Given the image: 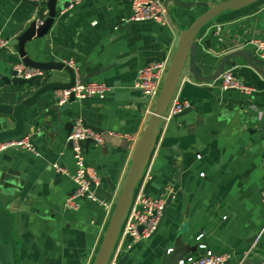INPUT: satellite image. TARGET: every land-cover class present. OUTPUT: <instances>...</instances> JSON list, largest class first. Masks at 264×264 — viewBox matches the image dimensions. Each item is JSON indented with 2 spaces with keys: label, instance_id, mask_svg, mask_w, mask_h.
<instances>
[{
  "label": "crops",
  "instance_id": "1",
  "mask_svg": "<svg viewBox=\"0 0 264 264\" xmlns=\"http://www.w3.org/2000/svg\"><path fill=\"white\" fill-rule=\"evenodd\" d=\"M70 1L58 0L49 34L33 42L41 53H33L29 44L30 54L73 61L83 80L105 82L110 90L104 98L73 102L61 123H50L61 106L55 91L44 95L37 109L26 113L34 124L27 138L40 155L10 146L0 155V206L13 216L15 264L94 263L151 114L146 96L134 83L138 69L151 58L171 62L180 32L205 11L170 6V24L163 25L127 21L132 0H81L69 8L65 3ZM39 9L32 0H0L2 36L12 39L17 29L38 19ZM199 37L197 63L210 74L225 53L253 49L251 41L264 39V0L222 12ZM14 51L0 52L1 102L17 103L32 92L3 80L18 61ZM231 62L235 65L228 67L248 91L224 90L220 80L203 83L184 70L175 95L190 100L193 109L161 124L150 175L139 183L152 196L167 199L172 194L167 216L151 237L126 239L132 247L123 253L128 254L124 264H161L178 236L184 244L197 246L189 253H200V234L207 247L231 253L229 264L264 263V76L240 56ZM54 74L52 80L69 79L65 72ZM78 118L123 138L120 146H83L87 162L101 178L96 195L109 207L84 198L78 206L66 203L76 189V161L67 137L70 123Z\"/></svg>",
  "mask_w": 264,
  "mask_h": 264
},
{
  "label": "water",
  "instance_id": "2",
  "mask_svg": "<svg viewBox=\"0 0 264 264\" xmlns=\"http://www.w3.org/2000/svg\"><path fill=\"white\" fill-rule=\"evenodd\" d=\"M257 1L258 0H213L211 3L196 0H164V5L169 13L171 11L170 6L188 10L196 7H202L205 11L199 14L180 32L177 48L168 66L159 96L152 106L148 123L134 148L132 162L124 181V185L112 212L110 221L106 227L93 264H108L111 258L139 182L150 164L152 154L160 134V126L163 123V117L176 92L184 70L187 69L196 80L209 84L219 80L223 72L229 68L228 66L235 65V62H231V60L236 56H240L250 66L255 68L259 74L264 76V59L258 57L251 48H242L225 53L216 66L214 72L210 74H204L202 67L197 63L198 48L200 46L199 34L202 29L209 25V23L218 17L222 12L226 10L240 9ZM33 4L34 6H38L36 2H33ZM68 5L69 2H66L65 6ZM45 12L47 13L46 15ZM57 14L58 0H47L46 4L40 7L38 14L39 19H44L43 23L38 24V20L34 19L26 26H21L17 29L18 34L14 36L9 43L10 49H16V51L12 54L15 57H18L17 62H22L27 66L39 68L44 72V74L30 78H23L19 77L17 72L13 69L11 76L3 77L4 82L7 84H13L32 92L17 103L0 101V145H7L8 143H11L12 145H10V147L18 148V144L14 143L27 138L34 125L33 121L26 119V113L30 109L36 110L37 108L35 105L44 95L56 90L70 89L76 83L78 77L76 71L77 67L70 65L67 60H60L55 56L47 59H36L30 54L31 48L33 53H41L39 47L33 42L37 39L45 38L49 34L50 29L56 20ZM131 22L146 23L152 22V20ZM214 33L215 31L213 30L212 34ZM206 43L210 45L209 40H206ZM29 44H33L30 49H28ZM45 48H50L48 43L45 45ZM1 51L3 50H0V52ZM53 54H56V51H53ZM150 60H160V57L151 58ZM120 61L121 60H117L116 62L110 63L105 66V68L114 66ZM54 72L67 73L69 76L68 81H61L58 79L52 80V77L55 76ZM79 76L81 77L80 74ZM38 81H42L40 86L36 85ZM233 90L234 89H230L229 91ZM2 96L3 94L1 92L0 98H2ZM75 101V94L72 93L69 102L55 109L56 118L52 119L50 123H53L55 120L57 123H61L63 113L67 111L71 104ZM192 109V106L188 107L175 117L187 113ZM11 117L13 121L10 120ZM70 124L73 126L74 122H71ZM85 124L88 125L87 123ZM93 128L102 132L105 144L120 146V142L123 138L118 137L116 135V131L102 130L96 127ZM65 129L68 130L66 126ZM53 130H55V128H53ZM71 130L72 128L68 130V135ZM92 142L93 141L91 139H88L80 141V144L87 148ZM70 144L72 145L73 143L70 141ZM4 149L5 148L0 147V155ZM171 197L172 194H170V196L166 199V206L162 220L165 216H167L166 208L171 202ZM160 224L158 228L160 227ZM158 228L153 235L158 231ZM13 242H15V237L13 236V216L9 211L0 206V264H15L14 246L12 245ZM196 248L197 246L184 244L182 237L178 236L174 246L171 248V252H166L163 255L161 264H177L181 258L189 252L196 250ZM127 258L128 254H125L119 260L118 264H124Z\"/></svg>",
  "mask_w": 264,
  "mask_h": 264
},
{
  "label": "built area",
  "instance_id": "3",
  "mask_svg": "<svg viewBox=\"0 0 264 264\" xmlns=\"http://www.w3.org/2000/svg\"><path fill=\"white\" fill-rule=\"evenodd\" d=\"M36 2L39 8L46 4L47 0H32ZM81 0H71L68 5L69 8H74ZM45 14H47L45 12ZM38 24H42L44 19H37ZM152 20L157 21L163 25L170 24L169 11L164 5L163 0H132V11L128 16L127 21H143ZM11 39L2 36L0 31V50L9 48ZM255 54L264 59V39H256L250 42ZM70 65L75 67L73 61H67ZM170 61L168 58L150 61L138 69L135 86L142 91L144 96H149L147 111L151 113L157 97L159 96L164 78L166 76ZM14 70L19 77L30 78L37 75H43L44 72L35 67L27 66L22 62H17ZM77 71V80L75 85L70 89L56 90L55 98L60 105L69 102L71 94L74 93L76 100L86 99L89 97H106L110 87L101 81H86L79 76ZM220 86L224 90L236 89L248 91L250 88L244 84L234 73L233 69L227 68L220 77ZM193 106V103L187 99H181L174 94L171 102L163 117V122H169L177 114L184 109ZM67 139L71 141L74 158L76 161V170L72 175L76 183V189L73 194L67 199V205L78 206L79 199H91L102 203L109 207L110 204L105 200H100L96 195V189L101 186V178L97 170L87 162V156L84 147L80 141L91 139L94 143L103 145L105 143L101 131L88 126L81 118L76 119L73 128ZM14 144L23 147L37 156L40 153L36 150L30 139L25 138ZM12 145H2V148ZM54 167L69 174V172L55 164ZM150 175V166L145 171L140 182ZM139 182V183H140ZM166 206L165 197H156L145 192L143 185H138L132 200L128 214L123 222L118 241L115 245L114 251L108 264H118L120 256L132 247V243L127 242L128 237L132 241H140L147 239L153 235L158 228ZM142 227V229H141ZM203 234L197 236L198 248L202 251L196 253H189L181 258L177 264H229L231 253L229 251H215L202 241ZM171 251V249H170ZM264 264V263H263Z\"/></svg>",
  "mask_w": 264,
  "mask_h": 264
},
{
  "label": "rangeland",
  "instance_id": "4",
  "mask_svg": "<svg viewBox=\"0 0 264 264\" xmlns=\"http://www.w3.org/2000/svg\"><path fill=\"white\" fill-rule=\"evenodd\" d=\"M145 98H146V102H147V104H148L149 101H150V97H149V96H146ZM123 256H124V254H122V255L120 256L119 260H120ZM118 262H119V261H118Z\"/></svg>",
  "mask_w": 264,
  "mask_h": 264
}]
</instances>
